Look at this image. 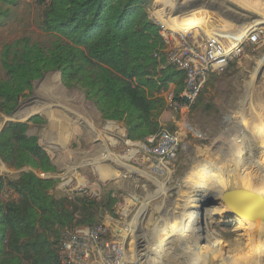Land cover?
I'll list each match as a JSON object with an SVG mask.
<instances>
[{
    "label": "rangeland",
    "instance_id": "1",
    "mask_svg": "<svg viewBox=\"0 0 264 264\" xmlns=\"http://www.w3.org/2000/svg\"><path fill=\"white\" fill-rule=\"evenodd\" d=\"M0 10L1 80L5 44L24 36L34 41L48 38L38 26L36 0H0ZM158 10L172 15L165 20L170 23L173 15L179 16L173 25L200 27L207 33L214 26L238 36L254 24L264 25V0H148L146 12L154 22L165 19ZM77 90L61 83L59 71L43 73L18 97L10 115L0 112V129L40 105L52 109V118L56 112L65 115L60 107L77 98L82 102V92ZM155 93L162 97L163 90ZM155 116L160 127L176 133L180 140L177 171L170 181L158 178L153 164L142 160V155L132 158L135 147L124 144L111 153L112 163L103 160L95 169L93 162H86L95 154L81 139L79 152L56 173L34 171L40 177L57 179L51 190L56 197L66 195L76 179L117 197L114 214L104 213L100 222L112 232L120 226L127 228L122 236L115 232L125 246L124 264H264V223L237 219L232 225L230 209L221 196L235 187L264 195V46L237 65L229 62L222 74H208L200 95L187 110L172 112L164 103ZM40 143L55 159L54 146L43 139ZM99 166L116 173V178L102 180ZM29 169L11 168L0 158V176L17 178ZM9 196L15 194L5 189L1 198ZM166 209L182 211V220L151 227L155 213ZM144 244L149 247L141 251Z\"/></svg>",
    "mask_w": 264,
    "mask_h": 264
},
{
    "label": "trees",
    "instance_id": "2",
    "mask_svg": "<svg viewBox=\"0 0 264 264\" xmlns=\"http://www.w3.org/2000/svg\"><path fill=\"white\" fill-rule=\"evenodd\" d=\"M147 2L36 0L38 26L48 39L24 36L3 46L0 112L10 115L33 80L57 70L62 84L82 91L103 119L121 122L128 139L158 132L155 112L165 102L155 92L175 83L178 94L184 74L161 51L159 26L148 16ZM27 127L26 121H7L0 129L1 160L11 168H31L17 178L0 176V264H63L61 232L99 223L104 213L114 214L118 200L111 191L93 199L54 196L57 179L34 170L56 173V166L37 138L26 134ZM5 189L15 196L2 200Z\"/></svg>",
    "mask_w": 264,
    "mask_h": 264
},
{
    "label": "built area",
    "instance_id": "3",
    "mask_svg": "<svg viewBox=\"0 0 264 264\" xmlns=\"http://www.w3.org/2000/svg\"><path fill=\"white\" fill-rule=\"evenodd\" d=\"M162 39L161 51L168 63L184 74V84L178 94L174 88L163 91L162 97L172 112L187 110L200 95L208 74L220 75L229 62L242 60L247 51L256 52L264 46V25H253L242 35L220 31L214 26L210 32L200 27H173L167 21L157 20ZM123 144L135 147L132 158L142 155L158 178L170 181L177 171L180 140L176 133L160 128L144 140L128 139L123 124L118 125ZM134 151V149H133ZM72 182V180H71ZM67 186V185H66ZM100 188L85 186V180L73 182L68 196L77 193L93 199ZM127 228L120 226L114 232L100 222L92 226H75L61 232L59 256L63 264H124L125 246L119 242ZM120 231L121 236L116 234Z\"/></svg>",
    "mask_w": 264,
    "mask_h": 264
},
{
    "label": "crops",
    "instance_id": "4",
    "mask_svg": "<svg viewBox=\"0 0 264 264\" xmlns=\"http://www.w3.org/2000/svg\"><path fill=\"white\" fill-rule=\"evenodd\" d=\"M249 53L253 52L247 51L244 58ZM239 62L235 63V65ZM175 85V83H171L170 88H175ZM82 95V102L77 98L76 102L68 104L69 106L60 107L61 109L63 108L65 115H60V113L56 112L55 117L52 118V109L50 110V108L40 105L31 110L30 113H27L24 118L18 120L27 122L26 134L35 136L39 145L43 147L40 143L43 139L46 140L47 144L54 146L55 159L49 156V152L45 147L43 149L57 170L64 167L69 157L79 152L77 147L79 139L87 144L89 152L93 151V154H95L94 159L86 160V162H93L95 169L103 160L112 163L111 153L121 148L123 144L121 131L117 128L122 123L103 119L95 105L87 100L83 93ZM32 116H37L39 120L35 121ZM158 122L161 124L159 120ZM78 167L76 166L75 169ZM237 188L235 187V189Z\"/></svg>",
    "mask_w": 264,
    "mask_h": 264
},
{
    "label": "water",
    "instance_id": "5",
    "mask_svg": "<svg viewBox=\"0 0 264 264\" xmlns=\"http://www.w3.org/2000/svg\"><path fill=\"white\" fill-rule=\"evenodd\" d=\"M222 199L230 209L233 224L237 218L249 221L261 220L264 223V195L247 188L232 189L224 192ZM236 219V220H235Z\"/></svg>",
    "mask_w": 264,
    "mask_h": 264
},
{
    "label": "bare ground",
    "instance_id": "6",
    "mask_svg": "<svg viewBox=\"0 0 264 264\" xmlns=\"http://www.w3.org/2000/svg\"><path fill=\"white\" fill-rule=\"evenodd\" d=\"M243 6V5H242ZM253 7V6H252ZM248 9V8H247ZM158 13L161 15V17L165 18V20L167 19V17L169 16H172V15H169L168 12H165V11H162V10H158ZM163 15V16H162ZM168 17V18H169ZM173 20L171 21V23H174L176 24L179 20V16H175L173 15ZM209 19V18H207ZM182 21V20H181ZM168 22V21H167ZM262 22V21H261ZM170 25H173L171 24L170 22H168ZM181 23V22H180ZM173 27H179V26H176V25H173ZM206 29V28H205ZM211 29V28H210ZM98 172H99V175H100V178H102V180L104 181H107L109 179H113V178H116V173H109L108 171L102 169L100 166L98 167ZM180 188V187H179ZM241 188V187H240ZM239 189V187H238ZM242 189V188H241ZM181 194H184V192L181 190V188L179 189ZM184 190V189H183ZM177 194V193H176ZM179 196V194H178ZM164 210V209H163ZM183 213L182 211H179V210H175V209H166L165 211H161V212H157L155 213L154 217H153V220H152V223H151V227L155 228V227H161V226H164V225H168V224H172V223H175V222H179L180 220H182L183 218ZM239 219V218H237ZM241 221L245 222V220H242ZM246 223V222H245ZM151 240V239H150ZM153 240H151V243L150 245L153 244ZM149 246L146 244H144V247L141 249L142 250H147Z\"/></svg>",
    "mask_w": 264,
    "mask_h": 264
}]
</instances>
